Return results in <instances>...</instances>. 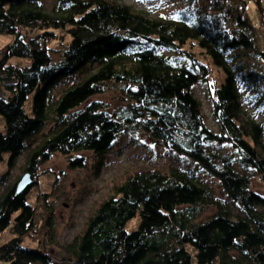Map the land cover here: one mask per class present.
I'll return each mask as SVG.
<instances>
[{
	"label": "trees",
	"instance_id": "obj_1",
	"mask_svg": "<svg viewBox=\"0 0 264 264\" xmlns=\"http://www.w3.org/2000/svg\"><path fill=\"white\" fill-rule=\"evenodd\" d=\"M184 1L176 16L153 19L121 0H56L51 11L43 0H0V36L11 38L0 50V163L9 155L0 184L25 152L33 182L17 193L19 180L0 197V236H11L0 264H264V196L251 186L264 185V122L243 107L264 109V47L243 18L244 1ZM211 66L223 74L220 85ZM198 84L216 130L193 94ZM113 87L126 105L110 113L92 98ZM135 134L188 158L225 200L195 172L135 173L54 258L50 219L37 238L42 195L31 200L41 166L57 154L75 171L85 152L99 169ZM208 208L213 215L200 220Z\"/></svg>",
	"mask_w": 264,
	"mask_h": 264
},
{
	"label": "rangeland",
	"instance_id": "obj_2",
	"mask_svg": "<svg viewBox=\"0 0 264 264\" xmlns=\"http://www.w3.org/2000/svg\"><path fill=\"white\" fill-rule=\"evenodd\" d=\"M245 3L244 17L254 30L257 44L260 48L264 47V0H242ZM258 1V2H257ZM44 9L51 11L56 5V0H43ZM205 0H198L204 3ZM121 3L136 11L145 12L151 18L168 19L176 16L185 6L184 0H121ZM10 37L0 36V50L11 42ZM10 64L27 66L28 60L11 58ZM209 64V62H207ZM210 65V64H209ZM212 68V66H211ZM212 68V79L218 82L223 81V74L216 72ZM65 85L54 89L53 97L62 92ZM3 87L0 85V96L4 95ZM195 97L201 102L204 114L207 118V126L216 130L211 119L210 100L207 90L203 84H198L194 88ZM93 101L100 102L108 112H116L126 105L121 99L116 87L111 88L102 95L92 98ZM30 99L25 105V110L30 112ZM244 109L256 120L264 122V109H255L253 103H244ZM3 120L0 119V131H3ZM264 145V137H263ZM29 152L21 154L16 160L13 168L9 170L5 181L0 184V197H3L24 175V168ZM3 161L0 163V178L8 169V154H4ZM87 158V163L81 169H69L66 159L60 155H54L51 160L40 168V178L38 185L32 190L33 200L35 195L39 196L36 206L37 218L35 222L40 224L38 239L42 243L46 231V222L51 220L54 242L46 251L54 258L64 255L63 247L76 238L85 227L86 222L97 209L101 202L114 194V190L124 183L130 176L139 172L160 171L163 173L177 169L180 171L195 172L198 178L209 186L217 196L224 199L219 184L206 177L198 167L188 158L172 153L150 138L141 134L126 135L113 148L110 154L103 158L104 164L97 169L96 159L89 153H82ZM253 189L264 196V185L260 181H253ZM43 195H46L45 200ZM36 197V196H35ZM44 200V201H43ZM214 213V209L208 208L200 215V220L209 218ZM138 219L127 223L125 230L132 232L138 225ZM11 236L9 234L0 236V246L6 243Z\"/></svg>",
	"mask_w": 264,
	"mask_h": 264
},
{
	"label": "water",
	"instance_id": "obj_3",
	"mask_svg": "<svg viewBox=\"0 0 264 264\" xmlns=\"http://www.w3.org/2000/svg\"><path fill=\"white\" fill-rule=\"evenodd\" d=\"M32 177L29 176L28 174L23 175L22 178L20 179L17 187V193H20L24 191L26 188L30 187L32 185Z\"/></svg>",
	"mask_w": 264,
	"mask_h": 264
}]
</instances>
